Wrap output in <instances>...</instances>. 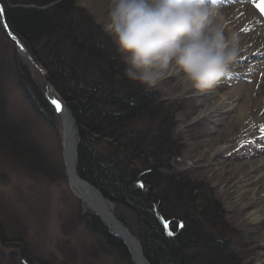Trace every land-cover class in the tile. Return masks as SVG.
<instances>
[{
  "label": "rangeland",
  "instance_id": "obj_1",
  "mask_svg": "<svg viewBox=\"0 0 264 264\" xmlns=\"http://www.w3.org/2000/svg\"><path fill=\"white\" fill-rule=\"evenodd\" d=\"M16 1L0 0L3 9L0 13V49L5 57L3 78L0 76L3 80L0 100L5 109L0 116V264H128L127 260L137 264L125 238L90 210L71 184L65 158L64 111L71 112L70 119H74L77 174L80 130L66 101L47 81V70L33 61L26 46L6 22L5 4L17 6ZM67 2L83 10L82 14L74 15L78 20L76 26L82 23L87 27L79 32L92 36L95 45L100 40L103 44L108 37L114 42L104 30L109 21L111 0ZM89 15L101 26L100 30L92 26ZM16 61L29 69L30 79L54 108L52 120L39 115L24 96L15 69ZM224 79L226 75L220 81ZM228 88L231 89V85L227 88L226 85L214 86V90L220 92H226ZM256 88V83L246 88L243 102L248 100V94L257 91ZM150 90L158 91L162 99L172 102L178 110L176 134L184 146L179 155L172 158L176 174L188 188L199 187L202 193L211 188L210 193L218 197L230 226H227L226 236L234 241L242 236L238 246H233L244 253L245 262L264 264V175L250 177L247 167L249 161L264 155V133L258 130L238 135L242 124L238 109L215 107L202 112L201 90L183 88L177 73ZM53 100L61 105L59 111ZM247 189L252 191V197L242 195ZM108 200L114 205V215L138 240L144 254L135 234L132 211L119 210L112 200ZM175 208L178 212L180 206ZM89 212L120 240L126 248V257L118 246L88 229L83 214Z\"/></svg>",
  "mask_w": 264,
  "mask_h": 264
},
{
  "label": "trees",
  "instance_id": "obj_2",
  "mask_svg": "<svg viewBox=\"0 0 264 264\" xmlns=\"http://www.w3.org/2000/svg\"><path fill=\"white\" fill-rule=\"evenodd\" d=\"M15 4H5L6 22L33 61L47 70V81L66 101L79 127L78 174L119 210L132 211L135 234L149 262L249 264L233 246L242 236L236 241L226 236L230 226L211 188L206 193L199 187L188 188L176 174L172 158L184 143L176 134L175 105L124 76L125 65L113 40L108 37L95 45L94 38L81 31L87 27L76 26L74 15L83 12L78 5L67 0H17ZM90 15L92 26L100 30ZM2 55L0 49L3 78ZM15 69L32 108L52 120L54 108L30 79L29 69L20 61ZM2 111L0 100V116ZM83 220L91 232L127 256L124 245L97 216L84 213Z\"/></svg>",
  "mask_w": 264,
  "mask_h": 264
},
{
  "label": "clouds",
  "instance_id": "obj_3",
  "mask_svg": "<svg viewBox=\"0 0 264 264\" xmlns=\"http://www.w3.org/2000/svg\"><path fill=\"white\" fill-rule=\"evenodd\" d=\"M108 15L124 76L145 89L176 72L183 88L211 89L240 53L218 0H111Z\"/></svg>",
  "mask_w": 264,
  "mask_h": 264
},
{
  "label": "bare ground",
  "instance_id": "obj_4",
  "mask_svg": "<svg viewBox=\"0 0 264 264\" xmlns=\"http://www.w3.org/2000/svg\"><path fill=\"white\" fill-rule=\"evenodd\" d=\"M218 6L225 15V33L235 32L239 37L240 53L230 66L226 80L219 81L216 86L231 85V89L220 92L214 87L201 90L199 96L203 104L201 111L220 107L222 109H238L241 119V131L238 135L259 132L264 133V16L251 0H218ZM179 76V72H176ZM257 80V81H254ZM250 81V82H249ZM256 90L248 94V100L243 102L246 88L255 86ZM219 91V92H215ZM65 158L71 184L90 210L101 216L108 226L125 238L137 264H149L137 239L127 234L124 227L114 215L113 204L100 196L95 189L84 185L76 174V156L74 125L70 115L63 112ZM248 176L264 175V155L247 163ZM243 196L252 197V191L243 190ZM106 198V197H105ZM107 199V198H106ZM256 215V214H254Z\"/></svg>",
  "mask_w": 264,
  "mask_h": 264
},
{
  "label": "snow or ice",
  "instance_id": "obj_5",
  "mask_svg": "<svg viewBox=\"0 0 264 264\" xmlns=\"http://www.w3.org/2000/svg\"><path fill=\"white\" fill-rule=\"evenodd\" d=\"M253 3L255 4L256 8H257L259 11L264 12V0H253ZM2 12H3V9L0 8V13H2ZM52 102L55 104V106H56V110L59 111V110L61 109V105L59 104V102L56 101V100H53ZM141 187H143V184H141ZM179 226H180V227H183V224H180ZM167 228H168V224L166 223V224H165V229H167ZM167 234H168L169 236H172L174 233H173L172 231L169 230V231L167 232Z\"/></svg>",
  "mask_w": 264,
  "mask_h": 264
},
{
  "label": "water",
  "instance_id": "obj_6",
  "mask_svg": "<svg viewBox=\"0 0 264 264\" xmlns=\"http://www.w3.org/2000/svg\"><path fill=\"white\" fill-rule=\"evenodd\" d=\"M17 42H18V44H19L20 46L22 45L21 42H20L18 39H17ZM64 107L68 109L67 106L64 105ZM69 111H70V110H69ZM69 115H71V112H69ZM71 118H72V116H71ZM72 119H73V118H72ZM72 121H74V119H73ZM75 171H76V170H75ZM76 174H77V172H76ZM78 177H79V175H78ZM79 178H80V177H79ZM80 180H81V182H82L84 185H87L89 189H91V187H92L93 189H95V191H96L100 196H102L105 200H107L109 203H111L108 199H106V198L102 195L101 191H100L98 188H96L95 186L91 185L90 183H88L87 181H85V180H83V179H81V178H80ZM111 204H112V203H111ZM113 206H114V205H113ZM116 219H117V218H116ZM117 220H118V219H117ZM118 221H119L120 224L124 227V229L126 230L127 234L130 235V232H129L128 228H126V226H124V224H122V222H121L120 220H118ZM26 264H29V263L26 262Z\"/></svg>",
  "mask_w": 264,
  "mask_h": 264
}]
</instances>
